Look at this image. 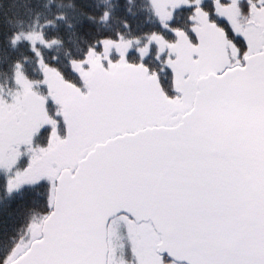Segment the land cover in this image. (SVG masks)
I'll use <instances>...</instances> for the list:
<instances>
[{
    "label": "snow or ice",
    "instance_id": "obj_1",
    "mask_svg": "<svg viewBox=\"0 0 264 264\" xmlns=\"http://www.w3.org/2000/svg\"><path fill=\"white\" fill-rule=\"evenodd\" d=\"M256 75L264 0H0V264H176L151 133Z\"/></svg>",
    "mask_w": 264,
    "mask_h": 264
},
{
    "label": "water",
    "instance_id": "obj_2",
    "mask_svg": "<svg viewBox=\"0 0 264 264\" xmlns=\"http://www.w3.org/2000/svg\"><path fill=\"white\" fill-rule=\"evenodd\" d=\"M178 125L157 126V233L177 264L264 260V76L206 83Z\"/></svg>",
    "mask_w": 264,
    "mask_h": 264
},
{
    "label": "flooded vegetation",
    "instance_id": "obj_3",
    "mask_svg": "<svg viewBox=\"0 0 264 264\" xmlns=\"http://www.w3.org/2000/svg\"><path fill=\"white\" fill-rule=\"evenodd\" d=\"M193 104H194V101H193ZM193 104L190 106V108L188 109V110H186L185 111V108H186V105L187 104H185V106L183 107L182 106V109H180V110H178L177 112H174L173 111V114L170 116V118H169V120H170V122H171V124H162V125H159V126H175V125H177V124H179V123H181V121H182V118H183V116L185 115V113L186 112H189V110H191V108L193 107ZM185 112V113H184ZM153 227V226H152ZM153 229H155L154 227H153ZM156 231V230H155Z\"/></svg>",
    "mask_w": 264,
    "mask_h": 264
},
{
    "label": "rangeland",
    "instance_id": "obj_4",
    "mask_svg": "<svg viewBox=\"0 0 264 264\" xmlns=\"http://www.w3.org/2000/svg\"><path fill=\"white\" fill-rule=\"evenodd\" d=\"M195 99V97H193V99L191 100V102L190 103H188L187 105H186V108H185V111L186 110H188L189 108H190V106L193 104V101H195L194 100ZM185 105H183V107H184ZM180 109H182V106L181 107H179V108H177V109H175L174 110V112H177L178 110H180ZM192 109V108H191ZM189 112H190V110H189ZM185 113V112H184ZM186 113H188V112H186ZM167 124H171V122H169V123H167ZM159 126V125H158ZM146 239H150L151 238V233L149 232L148 234H146V237H145Z\"/></svg>",
    "mask_w": 264,
    "mask_h": 264
}]
</instances>
